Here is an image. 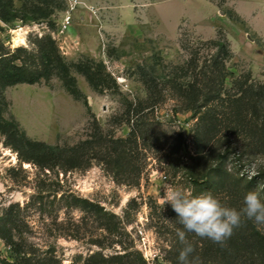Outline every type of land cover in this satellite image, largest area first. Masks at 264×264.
I'll use <instances>...</instances> for the list:
<instances>
[{"label": "rangeland", "instance_id": "rangeland-1", "mask_svg": "<svg viewBox=\"0 0 264 264\" xmlns=\"http://www.w3.org/2000/svg\"><path fill=\"white\" fill-rule=\"evenodd\" d=\"M65 4L64 12L47 20L0 21V49L12 55L23 48L37 55L38 41L51 35L71 63L87 56L88 46L95 52L93 59L112 74L117 89L96 93L75 71L72 75L85 101L74 100L57 77L7 88L4 117L17 122L33 141L70 148L100 133L103 138L126 140L135 125L127 122L129 105L146 98L137 67L155 66L163 83L173 76L171 66L188 61L189 49L206 55L209 46L199 43L215 39L219 31L232 51L226 86L246 74L253 82L264 83V0H226L221 7L209 0H65ZM68 12L72 24L61 33ZM77 34L86 35L83 43ZM143 114L140 130L146 133L141 136L135 129L130 163L120 169L110 167L103 155L90 161L84 155L77 169L43 170L21 162L0 134V212L11 203L23 208L35 200L22 212L29 226L26 236L36 248L53 253L60 264H81L93 254L107 259L125 256V264H143L142 260L172 264L175 213L162 203L165 185L192 195L190 177L209 173L227 150L225 165L230 171L246 180L257 177L258 184H264V156L223 137L198 156V147L205 143L196 133L197 118L182 112L169 95ZM73 198L98 205L108 216L100 220L75 208ZM6 259L7 249L0 241V260Z\"/></svg>", "mask_w": 264, "mask_h": 264}, {"label": "trees", "instance_id": "trees-1", "mask_svg": "<svg viewBox=\"0 0 264 264\" xmlns=\"http://www.w3.org/2000/svg\"><path fill=\"white\" fill-rule=\"evenodd\" d=\"M209 1L218 7L226 2ZM16 2L21 4L19 8L15 6ZM65 10V0H0V21L5 24L14 20L43 21ZM199 44L209 46L207 54L200 55L198 48L189 49L188 61L183 65L171 66L173 76L163 83L158 81L155 66L137 67L138 79L145 88L146 98L137 105H129L127 122L133 120L135 125L126 140L103 138L100 133L70 148L33 141L17 122L6 120L4 114L9 104L4 95L5 90L19 84L48 82L57 77L74 100L85 101V95L72 72L81 75L94 92L101 94L117 89L116 80L105 64L87 56L77 62H66L51 35L43 36L38 41L37 55L23 48L17 49L12 55L0 49V134L4 137L5 146L12 149L21 162L43 170L67 172L77 169L84 155L89 156V161L97 158V155H103V161L110 167L120 169L130 163V143L136 144L133 139L136 138L135 129L141 136L146 133L140 130L144 111L154 108L169 95L178 101L182 112L191 113L197 118L196 133L205 143V146L198 147V156H203L208 147L210 150L220 143L222 137L243 142L253 154L264 156V83L253 82L250 75L246 74L234 78L228 88L226 83L230 72L226 63L232 58L228 40L219 31L215 39ZM228 154L229 150L221 154L220 163L206 175L190 177L195 187L192 196L210 193L223 206L237 210L243 207L244 197L249 192H257L264 201V184H258L257 177L246 180L230 171L225 165ZM261 185L263 187L258 191ZM34 202L23 208L19 203H11L0 212V240L7 249V259L0 260V264H60L53 253L41 251L28 241L24 229L28 230L29 226L22 212L32 208ZM72 204L100 220L108 216L102 208L87 200L73 198ZM173 216L170 261L178 264L179 251L185 245L179 240L177 231L184 229ZM185 243H190L194 248L196 264H264V224H256L243 216L240 226L233 230L223 245L187 232ZM124 258L118 256L107 259L100 254H93L81 264H125L122 261ZM142 262L145 264L144 260Z\"/></svg>", "mask_w": 264, "mask_h": 264}, {"label": "clouds", "instance_id": "clouds-1", "mask_svg": "<svg viewBox=\"0 0 264 264\" xmlns=\"http://www.w3.org/2000/svg\"><path fill=\"white\" fill-rule=\"evenodd\" d=\"M162 191V203L171 207L184 229L177 231L179 240L185 245L179 251L178 264H196L194 248L190 243H185L186 232L223 245L231 237L233 230L240 226L242 216L256 224H264V201L257 192L247 193L243 207L237 210L223 206L210 193L192 196L168 185Z\"/></svg>", "mask_w": 264, "mask_h": 264}, {"label": "built area", "instance_id": "built-area-1", "mask_svg": "<svg viewBox=\"0 0 264 264\" xmlns=\"http://www.w3.org/2000/svg\"><path fill=\"white\" fill-rule=\"evenodd\" d=\"M72 24V16L71 14L68 12L65 17L63 18V21L61 23V33H63L64 31H66Z\"/></svg>", "mask_w": 264, "mask_h": 264}, {"label": "crops", "instance_id": "crops-1", "mask_svg": "<svg viewBox=\"0 0 264 264\" xmlns=\"http://www.w3.org/2000/svg\"><path fill=\"white\" fill-rule=\"evenodd\" d=\"M67 36H68V38H69V37L71 36V34H68ZM77 36H78V38H79L78 41H81V40H82V43H83L84 40H85L84 38H85L86 35L82 36L81 34H77ZM92 38H93V40H95V39L97 40V38H96L95 36L92 37ZM88 43H91V42H88ZM88 45H89V44H88ZM84 47H85L84 49L86 50V52H88L86 55H87L88 57H90V58H91V57L93 58V57L95 56V55H94L95 52H94L93 50L87 48L88 46H84ZM0 241H1V240H0Z\"/></svg>", "mask_w": 264, "mask_h": 264}]
</instances>
